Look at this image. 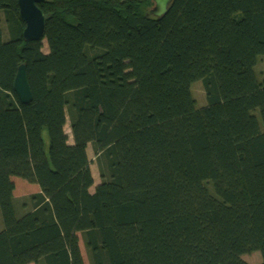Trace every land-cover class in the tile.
<instances>
[{
  "label": "trees",
  "instance_id": "1",
  "mask_svg": "<svg viewBox=\"0 0 264 264\" xmlns=\"http://www.w3.org/2000/svg\"><path fill=\"white\" fill-rule=\"evenodd\" d=\"M152 5L0 0V264H264V0Z\"/></svg>",
  "mask_w": 264,
  "mask_h": 264
},
{
  "label": "water",
  "instance_id": "2",
  "mask_svg": "<svg viewBox=\"0 0 264 264\" xmlns=\"http://www.w3.org/2000/svg\"><path fill=\"white\" fill-rule=\"evenodd\" d=\"M47 0H17L19 8V17L24 23L22 30V39L25 42L37 41L44 35L45 23L48 15H45L39 4ZM173 0H152L153 5L149 13L156 17L164 16ZM13 91L23 104H27L32 99L31 90L26 74L25 63L17 66L14 76Z\"/></svg>",
  "mask_w": 264,
  "mask_h": 264
},
{
  "label": "rangeland",
  "instance_id": "3",
  "mask_svg": "<svg viewBox=\"0 0 264 264\" xmlns=\"http://www.w3.org/2000/svg\"><path fill=\"white\" fill-rule=\"evenodd\" d=\"M261 67H262V63H257L256 68L260 69ZM191 90H192L193 96L196 99L197 104L198 105L205 104V102H206L205 91H204L202 83L200 81L194 82L192 87H191ZM65 129L68 132L69 127L66 125ZM45 142H46V139H45ZM88 150H89V153L92 154L93 149L91 148V145H89ZM93 158H94V156L90 157L91 161H93L91 169H92V172L94 175L95 182H97L98 180H100L101 177H100V172H99V169L97 167L96 161ZM14 185L15 186H14L13 194L19 198H22L25 195L36 192L38 190V187L35 184L26 182L25 180H23L19 177H16V178L14 177ZM80 247H81V252H82L84 260H85V264H89L87 249H86V246H85L82 239H80ZM259 253L257 251L250 252V253L244 255V259L247 262H249L250 264H255L260 260ZM31 264H33V263H31Z\"/></svg>",
  "mask_w": 264,
  "mask_h": 264
},
{
  "label": "crops",
  "instance_id": "4",
  "mask_svg": "<svg viewBox=\"0 0 264 264\" xmlns=\"http://www.w3.org/2000/svg\"><path fill=\"white\" fill-rule=\"evenodd\" d=\"M37 186V185H36ZM38 187V186H37ZM39 191V188H38V190L36 191V192H38ZM29 264H31V263H29ZM34 264V263H33Z\"/></svg>",
  "mask_w": 264,
  "mask_h": 264
}]
</instances>
